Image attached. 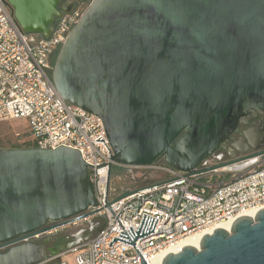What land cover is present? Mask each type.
I'll use <instances>...</instances> for the list:
<instances>
[{
	"label": "water",
	"instance_id": "obj_1",
	"mask_svg": "<svg viewBox=\"0 0 264 264\" xmlns=\"http://www.w3.org/2000/svg\"><path fill=\"white\" fill-rule=\"evenodd\" d=\"M61 1L6 0L26 33L45 38L73 11ZM52 80L67 103L102 119L113 162L163 161L189 177L255 160L264 156V0H94L62 44ZM240 125L249 126L235 145L243 155L200 168ZM96 206L79 150L0 147V264H59L53 236H38ZM157 222L144 215L139 230L123 228L109 246L135 247ZM162 264H264V208Z\"/></svg>",
	"mask_w": 264,
	"mask_h": 264
},
{
	"label": "built area",
	"instance_id": "obj_2",
	"mask_svg": "<svg viewBox=\"0 0 264 264\" xmlns=\"http://www.w3.org/2000/svg\"><path fill=\"white\" fill-rule=\"evenodd\" d=\"M83 14L78 7L65 14L55 24L51 37L45 38L26 33L6 0H0V123L25 119L28 131L23 142L28 143L27 147L66 146L79 150L96 189L98 206L90 207L89 212H97L69 225L81 223L87 228L97 223L102 227L91 238L62 251L59 264H141L135 247L147 264H157V258L162 264L168 253L180 252H171L180 242L204 236L206 231L213 234L220 223L232 226L249 210L255 217L264 208V156L189 177L163 161L143 166L111 160L102 119L67 103L52 80L61 46ZM223 161L226 159L216 152L200 168ZM114 172L118 180H140L145 184L117 188L113 185ZM164 181L169 182L160 184ZM126 191L132 193L114 201ZM112 201L118 219L108 208ZM144 215L158 219L153 233L137 239L135 247L121 241L109 246L122 231L130 227L139 230ZM100 216H106V221Z\"/></svg>",
	"mask_w": 264,
	"mask_h": 264
},
{
	"label": "flooded vegetation",
	"instance_id": "obj_3",
	"mask_svg": "<svg viewBox=\"0 0 264 264\" xmlns=\"http://www.w3.org/2000/svg\"><path fill=\"white\" fill-rule=\"evenodd\" d=\"M82 0H62L61 1V6L67 5L68 7H73V10L76 9ZM59 19H56L55 24L58 22ZM53 26V28H54ZM251 126V124L249 125ZM249 126L245 125H240L239 131L235 133L234 138L235 141H227L225 142L221 149L218 151L219 154L222 155V157L226 160H230L232 158L240 157L243 154L235 147L237 142L241 141V139L244 137V131L249 128ZM245 146H243L244 148ZM246 148V147H245ZM253 150H250L248 152H252ZM102 227L101 224L95 223L92 226H89L87 228H81L79 229L78 232L75 234L71 233L70 235L67 233L65 234V230L58 231L57 233L53 234V238L51 239L49 246L51 248H55L58 250H62L67 246H72L73 244L79 242V241H84L92 236H94ZM47 238V235H42V237H39L40 241L43 242ZM6 249H3V251H6Z\"/></svg>",
	"mask_w": 264,
	"mask_h": 264
},
{
	"label": "rangeland",
	"instance_id": "obj_4",
	"mask_svg": "<svg viewBox=\"0 0 264 264\" xmlns=\"http://www.w3.org/2000/svg\"><path fill=\"white\" fill-rule=\"evenodd\" d=\"M94 0H82L80 1L78 8L81 11H85L88 9V7L91 5V3ZM28 128L27 123L25 119H15L8 122L0 123V147H27L28 143L23 142V139L25 135L27 134ZM16 134H20V137H17ZM117 172H114V181L113 185L117 188L125 187L127 185L132 186H141L145 184V182H142L140 180L138 181H129L128 179H119L117 178ZM83 224H77V225H68L65 227V234H75L79 231V229L83 228ZM77 234V233H76ZM75 234V235H76ZM42 237V236H41ZM40 240V239H39Z\"/></svg>",
	"mask_w": 264,
	"mask_h": 264
},
{
	"label": "bare ground",
	"instance_id": "obj_5",
	"mask_svg": "<svg viewBox=\"0 0 264 264\" xmlns=\"http://www.w3.org/2000/svg\"><path fill=\"white\" fill-rule=\"evenodd\" d=\"M253 213H254L253 210H249V211L246 212V215H249V216L253 217L254 216ZM216 228H223V229H226V230L230 231L231 230V224L228 223V222L220 223V224L217 225ZM209 232L210 231H206V234H209ZM202 237L203 236H201V235L190 237V238L180 242L177 246L173 247L171 249V252L181 251V249H183V247H185V246H193V247L199 249L200 246H201ZM155 261H156L157 264L161 263V259L160 258H157Z\"/></svg>",
	"mask_w": 264,
	"mask_h": 264
},
{
	"label": "crops",
	"instance_id": "obj_6",
	"mask_svg": "<svg viewBox=\"0 0 264 264\" xmlns=\"http://www.w3.org/2000/svg\"><path fill=\"white\" fill-rule=\"evenodd\" d=\"M70 248L69 246L65 247L64 249L60 250L61 252L62 251H65L66 249Z\"/></svg>",
	"mask_w": 264,
	"mask_h": 264
}]
</instances>
